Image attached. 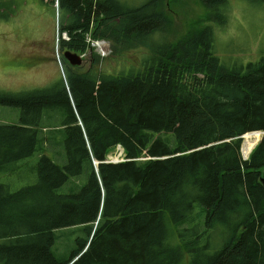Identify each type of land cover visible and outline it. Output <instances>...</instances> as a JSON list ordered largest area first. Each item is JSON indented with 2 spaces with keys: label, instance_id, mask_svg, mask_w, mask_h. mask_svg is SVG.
I'll list each match as a JSON object with an SVG mask.
<instances>
[{
  "label": "trees",
  "instance_id": "trees-1",
  "mask_svg": "<svg viewBox=\"0 0 264 264\" xmlns=\"http://www.w3.org/2000/svg\"><path fill=\"white\" fill-rule=\"evenodd\" d=\"M46 1L71 36L63 50L84 52L93 21L94 38L119 45L160 23L153 0ZM200 2L225 23L227 0ZM213 42L204 29L130 76L67 70V90L0 93L1 107L20 112L0 125V170L37 151L45 110L60 114L66 159L41 154L36 182L17 191L0 183V264H183L187 254L188 264H264V136L249 160L240 148L244 135L264 134V57L227 67ZM117 145L127 160L104 163ZM83 175L77 191H59ZM72 227L85 237L58 260L54 232Z\"/></svg>",
  "mask_w": 264,
  "mask_h": 264
},
{
  "label": "rangeland",
  "instance_id": "rangeland-1",
  "mask_svg": "<svg viewBox=\"0 0 264 264\" xmlns=\"http://www.w3.org/2000/svg\"><path fill=\"white\" fill-rule=\"evenodd\" d=\"M17 3V0H7ZM19 1V0H18ZM86 1V0H83ZM94 0L93 2H96ZM124 8H136L144 5L149 0H115ZM51 14L53 11V34H13L19 38V44L8 45L7 37L0 34V93L27 94L34 90L65 88L66 83L62 79L64 72H73L81 77H96L100 75H125L141 71L144 65H149L158 57L160 48H173L178 43H184L194 34H199L204 29L212 31L214 38V53L220 63L224 66L246 65L258 61L264 57V4L258 0H227V8L223 12L225 23L218 24L209 17L208 9L202 5L200 0H153L155 11L160 15L157 19L158 28L143 36V40L134 41L133 38L125 43L114 44L110 40H100V44L86 47L84 52L74 51L67 47L72 39L65 40L62 36L64 30L61 28L62 11L59 4L46 3ZM22 13L26 14L28 20L38 17L36 7L24 2ZM59 9V10H57ZM19 10V9H18ZM59 15L57 16V11ZM14 16H17L14 10ZM80 33V32H78ZM81 34H90L88 29ZM70 35V34H69ZM41 36V37H40ZM45 42V43H43ZM86 46V43H85ZM101 51L108 52L101 57ZM65 52L75 53L81 57L82 63L78 67L69 65L63 57ZM160 56L162 54H159ZM162 57V56H161ZM2 71V72H1ZM62 82V83H61ZM67 90V88H65ZM42 124L39 127L38 146L34 155L20 161L12 166L0 170V183L7 185L12 192L30 186L36 182V165L44 154L56 165L64 166L66 163L63 130L60 125V114L58 111H43ZM18 109L0 106V125H16L19 121ZM258 133L257 143L252 149H242L241 157L245 154L249 160L252 152L262 140L264 134ZM252 133L244 135L247 137ZM246 147L249 145L245 144ZM123 148L120 145L111 149L105 158V163H121L127 160ZM114 160V161H113ZM95 164V163H93ZM97 165V164H95ZM10 168V169H9ZM5 174H2V173ZM86 182V177L70 180L61 193L68 190L77 191ZM195 206L193 210H199ZM210 232L205 234L208 235ZM212 241H221V238ZM55 239L51 248L52 255L58 260L70 257L77 247V240L85 237L82 228H67L54 232ZM203 242V241H202ZM189 255H185L181 263L188 264Z\"/></svg>",
  "mask_w": 264,
  "mask_h": 264
},
{
  "label": "crops",
  "instance_id": "crops-1",
  "mask_svg": "<svg viewBox=\"0 0 264 264\" xmlns=\"http://www.w3.org/2000/svg\"><path fill=\"white\" fill-rule=\"evenodd\" d=\"M6 1L7 0H0V5H2V3L4 5L1 11L7 14L6 18L0 19V34L7 37L6 39L8 40L9 47L20 43L19 38L16 39L13 34H53L52 15L54 13L52 11L51 14L46 0H17V3ZM24 2L36 7L38 17L33 20L27 19L26 14L21 12L23 11L21 6L24 5ZM14 10L17 16H14ZM242 139L244 140V137H242ZM246 156L247 155H244L242 158L246 159Z\"/></svg>",
  "mask_w": 264,
  "mask_h": 264
},
{
  "label": "bare ground",
  "instance_id": "bare-ground-1",
  "mask_svg": "<svg viewBox=\"0 0 264 264\" xmlns=\"http://www.w3.org/2000/svg\"><path fill=\"white\" fill-rule=\"evenodd\" d=\"M91 23V22H90ZM258 138V133L250 134L249 136L245 137L242 143V149L247 150L249 149L252 151L254 146L256 145V140ZM242 139V138H241ZM255 143V144H254ZM245 144L249 145V147H246ZM246 155V154H245ZM247 159V158H246ZM114 161V160H113ZM105 163V162H104ZM96 164V163H95ZM111 164H117V163H111Z\"/></svg>",
  "mask_w": 264,
  "mask_h": 264
},
{
  "label": "water",
  "instance_id": "water-1",
  "mask_svg": "<svg viewBox=\"0 0 264 264\" xmlns=\"http://www.w3.org/2000/svg\"><path fill=\"white\" fill-rule=\"evenodd\" d=\"M63 56L67 60L66 62H68L69 65L73 67H78L82 63L81 58L77 54L65 52ZM243 160H246V159L243 158Z\"/></svg>",
  "mask_w": 264,
  "mask_h": 264
},
{
  "label": "built area",
  "instance_id": "built-area-1",
  "mask_svg": "<svg viewBox=\"0 0 264 264\" xmlns=\"http://www.w3.org/2000/svg\"><path fill=\"white\" fill-rule=\"evenodd\" d=\"M86 36V38H85V41H86V44L88 45V46H94V45H98V44H100V42L99 41H93L89 36H87V35H85ZM61 37H64L65 38V40H69V36H67V33H62V36ZM108 53V52H107ZM107 53L106 52H104V51H101V57H105L106 55H107Z\"/></svg>",
  "mask_w": 264,
  "mask_h": 264
}]
</instances>
